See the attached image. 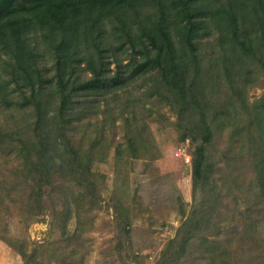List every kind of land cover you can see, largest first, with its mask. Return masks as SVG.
Segmentation results:
<instances>
[{
  "label": "trees",
  "instance_id": "obj_1",
  "mask_svg": "<svg viewBox=\"0 0 264 264\" xmlns=\"http://www.w3.org/2000/svg\"><path fill=\"white\" fill-rule=\"evenodd\" d=\"M49 61L53 66L46 68ZM259 75L264 89V0H0V114L31 107L35 115L30 139L23 128H0V140L18 144L23 173L0 199L20 186H37L29 198L34 213H41L44 179L58 173L53 167L67 164L83 201L94 185L97 154L78 150L69 136L73 123L84 127L80 122L105 102L104 122L114 125L117 116L107 97L117 102L142 80L148 85L143 95L156 96L176 114L179 140L194 143L195 186L202 188L214 175L207 148L228 130L229 151L237 148V157L253 158L256 197L264 202V95L251 105L246 98L248 84ZM48 101H57L56 113L45 118ZM135 112L124 119L126 147L117 146L119 159L149 152L142 129L129 123ZM46 121L55 123L54 138L43 127ZM98 132L96 144L103 135ZM60 142L70 156L55 165L51 153Z\"/></svg>",
  "mask_w": 264,
  "mask_h": 264
},
{
  "label": "rangeland",
  "instance_id": "obj_2",
  "mask_svg": "<svg viewBox=\"0 0 264 264\" xmlns=\"http://www.w3.org/2000/svg\"><path fill=\"white\" fill-rule=\"evenodd\" d=\"M52 66L49 61L46 68ZM262 78L247 86L250 105L264 95ZM142 84L139 80L121 92L117 102L107 97L117 116L114 125L104 122L105 102L98 114L80 122L84 127L73 123L69 136L78 150L97 154L91 165L94 185L83 201L82 189L73 181L77 175L67 164L53 167L58 173L44 179L41 213H34L29 198L35 182L34 188L20 186L0 199V264H264V202L256 197L253 158L248 153L237 157L236 146L229 151L228 130L216 134L207 148L214 175L196 187L191 174L194 143L189 137L179 140L176 114L156 96H144L148 85ZM56 103L47 104L45 118L55 115ZM129 110L136 111L138 121L129 123L139 126L146 139L144 158L115 156L118 145L126 147ZM229 114L234 117L232 109ZM34 122L31 107L0 114V128H23L29 139ZM54 125H43L53 138ZM96 129L103 134L98 144L93 140ZM60 143L51 153L55 165L69 155ZM17 148L16 142L0 140V196L23 174L18 172ZM232 157L239 162L227 163Z\"/></svg>",
  "mask_w": 264,
  "mask_h": 264
},
{
  "label": "built area",
  "instance_id": "obj_3",
  "mask_svg": "<svg viewBox=\"0 0 264 264\" xmlns=\"http://www.w3.org/2000/svg\"><path fill=\"white\" fill-rule=\"evenodd\" d=\"M187 161H188V159H187Z\"/></svg>",
  "mask_w": 264,
  "mask_h": 264
}]
</instances>
